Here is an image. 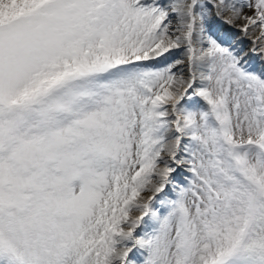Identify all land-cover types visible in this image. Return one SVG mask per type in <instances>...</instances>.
I'll list each match as a JSON object with an SVG mask.
<instances>
[{
	"label": "snow or ice",
	"instance_id": "1",
	"mask_svg": "<svg viewBox=\"0 0 264 264\" xmlns=\"http://www.w3.org/2000/svg\"><path fill=\"white\" fill-rule=\"evenodd\" d=\"M210 14L264 64V0H0V264H264V71Z\"/></svg>",
	"mask_w": 264,
	"mask_h": 264
},
{
	"label": "bare ground",
	"instance_id": "2",
	"mask_svg": "<svg viewBox=\"0 0 264 264\" xmlns=\"http://www.w3.org/2000/svg\"><path fill=\"white\" fill-rule=\"evenodd\" d=\"M173 0H165L164 2L162 1L163 4H170L172 3ZM246 11V10H245ZM250 14V13H248ZM229 14H226V16ZM224 17V16H221ZM215 18V19H213ZM209 18L210 20H214L215 22H211L209 24V27L207 29V32L209 31L210 33H213L215 35H218L220 38H222L223 40H225L227 43L230 44L231 42V47H233L234 50L240 51L243 50L246 41L250 40V47L253 48V44H252V40L255 39L258 35H259V30L255 29L252 31H249V34L245 35V33H243L242 31H240L239 33H234V30L236 29H240V26L243 24V21H238L236 25H228L225 24L223 21L218 22L220 19V17H216L213 15ZM173 24H177V21L174 19L173 20ZM225 24V25H224ZM251 32V33H250ZM254 33V34H253ZM217 36V37H218ZM197 47H199V44L197 45ZM187 57V53L186 51H184V46H181V49H177L174 50L171 54L170 59L172 61H179V63L176 66V73L177 75L183 74L187 77L188 75V71H189V65H188V61L186 59ZM243 60L246 62V65L253 71L256 72H260V71H264V64L261 63V60L258 56H255L253 53L252 55H248L247 57L243 58ZM141 65H153V64H159L155 61H142L139 62ZM177 179L182 178L183 176V171H178V173L175 174ZM143 198H147V196L151 195V193L145 192L143 194H141ZM159 205L157 204V207ZM131 215L133 217L139 215L138 212L133 211L131 213Z\"/></svg>",
	"mask_w": 264,
	"mask_h": 264
},
{
	"label": "rangeland",
	"instance_id": "3",
	"mask_svg": "<svg viewBox=\"0 0 264 264\" xmlns=\"http://www.w3.org/2000/svg\"><path fill=\"white\" fill-rule=\"evenodd\" d=\"M162 1L164 2L165 0H161V3H162ZM247 11V10H246ZM251 14V13H250ZM212 16V18H213V15H209V18ZM213 19H215V18H213ZM220 19H222V20H219L218 22H220V21H223L224 19H225V16L224 17H220ZM211 22H215L214 20H210L209 19V23L206 25V29H208V27H209V24L211 23ZM225 25V24H224ZM251 31H252V29H250ZM240 32V29H236V30H234V33H239ZM252 32H255V31H252ZM208 33H210L209 31L208 32H206V35H205V39L207 38V34ZM251 33V32H250ZM213 36H218V35H215V34H213V33H211ZM254 34V33H253ZM219 37V36H218ZM220 38V37H219ZM223 42H225V43H227L225 40H223L222 38H220ZM250 40H247L246 41V44H245V46H244V48H243V50H240V51H237V50H235V51H237L238 53H239V55L242 57V58H245V57H247L248 55H252V48L250 47ZM228 45H230L231 46V42H230V44L229 43H227ZM142 66H145V67H149V68H155V67H160L161 65L160 64H153V65H148V64H146V65H142ZM177 173H178V171H177ZM143 194V193H142Z\"/></svg>",
	"mask_w": 264,
	"mask_h": 264
}]
</instances>
